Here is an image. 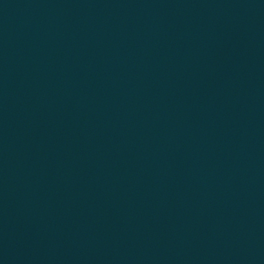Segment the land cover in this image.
Returning <instances> with one entry per match:
<instances>
[{
	"label": "water",
	"instance_id": "obj_1",
	"mask_svg": "<svg viewBox=\"0 0 264 264\" xmlns=\"http://www.w3.org/2000/svg\"><path fill=\"white\" fill-rule=\"evenodd\" d=\"M0 264H264V0H0Z\"/></svg>",
	"mask_w": 264,
	"mask_h": 264
}]
</instances>
